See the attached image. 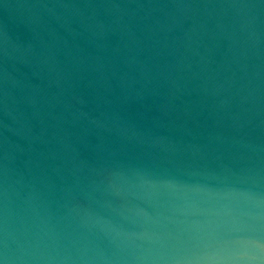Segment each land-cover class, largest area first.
Instances as JSON below:
<instances>
[{"label": "water", "instance_id": "1", "mask_svg": "<svg viewBox=\"0 0 264 264\" xmlns=\"http://www.w3.org/2000/svg\"><path fill=\"white\" fill-rule=\"evenodd\" d=\"M235 218L264 243V0H0L2 264H206Z\"/></svg>", "mask_w": 264, "mask_h": 264}, {"label": "clouds", "instance_id": "2", "mask_svg": "<svg viewBox=\"0 0 264 264\" xmlns=\"http://www.w3.org/2000/svg\"><path fill=\"white\" fill-rule=\"evenodd\" d=\"M241 216L248 215L241 213ZM251 225L247 221L235 218L222 229L217 228L212 232L214 236H219L221 232L235 234L230 240H225L223 244L210 254L203 256L206 264H264V243L241 235L250 229ZM3 264H8L7 258Z\"/></svg>", "mask_w": 264, "mask_h": 264}, {"label": "snow or ice", "instance_id": "3", "mask_svg": "<svg viewBox=\"0 0 264 264\" xmlns=\"http://www.w3.org/2000/svg\"><path fill=\"white\" fill-rule=\"evenodd\" d=\"M0 264H2V262H0Z\"/></svg>", "mask_w": 264, "mask_h": 264}]
</instances>
